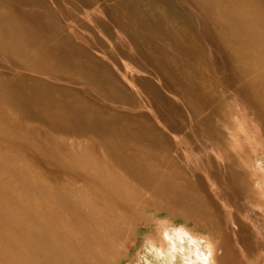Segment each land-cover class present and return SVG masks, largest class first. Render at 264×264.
<instances>
[{"label":"rangeland","instance_id":"1","mask_svg":"<svg viewBox=\"0 0 264 264\" xmlns=\"http://www.w3.org/2000/svg\"><path fill=\"white\" fill-rule=\"evenodd\" d=\"M208 251L264 264V0H0V264Z\"/></svg>","mask_w":264,"mask_h":264},{"label":"bare ground","instance_id":"2","mask_svg":"<svg viewBox=\"0 0 264 264\" xmlns=\"http://www.w3.org/2000/svg\"><path fill=\"white\" fill-rule=\"evenodd\" d=\"M45 40H46V39H45ZM43 43H45V42H43ZM43 43L41 42V44H43ZM43 46H44V45H43ZM51 46H52V45H51ZM40 47H41V46H40ZM48 47H49V46H48ZM55 47H56V46H55ZM49 48H50V47H49ZM53 49H54V48H53ZM57 49H58V48H57ZM51 51H52V50H51ZM51 51H50V52H51ZM54 51H55V49H54ZM57 51H58V50H57ZM45 52H46V50H45ZM48 53H49V52L47 51L46 54H48ZM53 53H54V52H53ZM57 53H58V52H57ZM57 53H54V54H57ZM46 54H45V55H46ZM54 54H53V55H54ZM61 54H62V52H61ZM48 55H50V54H48ZM48 55H47V57H48ZM59 55H60V53H59ZM56 56H57V55H56ZM53 57H55V56H53ZM53 57H52V58H53ZM55 59H56V57H55ZM58 60H59V59H58ZM46 61H47V60H46ZM55 62H56V61H55ZM45 63H46V62H45ZM49 63H50V62H49ZM53 63H54V62H53ZM58 65H59V63H58ZM49 66H50V65H49ZM50 67H51V66H50ZM59 69H60V68H59ZM75 69H76V68H75ZM51 70H52V69H51ZM55 70H56V69H55ZM77 70H78V68H77ZM80 70H81V69H80ZM73 71H74V70H73ZM79 72H80V71H79ZM77 73H78V72H77ZM95 73H96V72H95ZM88 74H90V73H88ZM64 76H65V75H64ZM76 77H77V76H76ZM96 80H97V77H96ZM93 82H95V81H93ZM97 83H98V82H97ZM99 86H100V85H99ZM37 92H38V91H37ZM200 95H201V94H200ZM76 98H77V97L73 98V99H74V102H76V101H75ZM54 99H55V98H54ZM78 99H79V98H78ZM65 101H66V100H65ZM72 101H73V100H72ZM66 102H68V101H66ZM63 103H64V102H63ZM78 103H79V100H78ZM82 104H83V103H82ZM63 106H64V105H63ZM54 107H55V106H54ZM69 107H70V106H69ZM80 107H81V106H80ZM80 107H78V108H80ZM75 108H76V107H75ZM81 108H82V107H81ZM81 108H80V109H81ZM65 109H66V108H65ZM83 109L85 110V107H84ZM72 110H73V107H72ZM66 111H69V110H66ZM75 111H76V110H75ZM79 111L81 112L82 110H79ZM86 111H87V109H86ZM84 112H85V111H84ZM87 112H88V111H87ZM71 113H72V112H71ZM74 113H75V112H74ZM88 113H89V112H88ZM78 114H79V113H78ZM70 115H71V114H70ZM75 115H76V114H75ZM90 115H92V112H91ZM66 116H67V114H66ZM72 116L74 117V114H72ZM80 116H81V115H80ZM89 117H90V116H89ZM80 118H81V117H80ZM82 118H83V117H82ZM84 118H86V117H84ZM87 118H88V117H87ZM76 119H77V118H75V120H76ZM89 119H90V118H89ZM91 119H92V118H91ZM93 120H94V119H93ZM85 121H86V120H85ZM87 121L89 122L90 120H87ZM95 121H96V120H95ZM98 122H99V121H98ZM91 123L93 124L92 121H91ZM91 123H90V125H91ZM94 123H95V122H94ZM95 125H96V124H95ZM202 243H203V242H202ZM200 248H201V247H200ZM168 251H169V250H168ZM205 251H206V250H205ZM201 253H204V252H201ZM207 255H208L210 258H209ZM204 256H205V255H204ZM206 256H207V257H206L205 260H206V263H207V264H215V263H214L215 261H214V258H213V255H212V252H209V251H208V253H206ZM171 257H172V256H171ZM196 258H197V257H196ZM189 262H190V261H189ZM202 262H204V261H202Z\"/></svg>","mask_w":264,"mask_h":264}]
</instances>
